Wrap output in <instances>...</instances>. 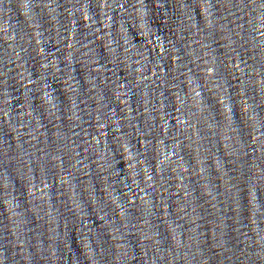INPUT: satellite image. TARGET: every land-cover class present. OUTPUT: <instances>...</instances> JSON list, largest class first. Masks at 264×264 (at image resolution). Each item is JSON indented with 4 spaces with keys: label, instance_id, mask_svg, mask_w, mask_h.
<instances>
[{
    "label": "water",
    "instance_id": "water-1",
    "mask_svg": "<svg viewBox=\"0 0 264 264\" xmlns=\"http://www.w3.org/2000/svg\"><path fill=\"white\" fill-rule=\"evenodd\" d=\"M0 264H264V0H0Z\"/></svg>",
    "mask_w": 264,
    "mask_h": 264
}]
</instances>
